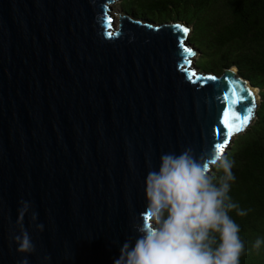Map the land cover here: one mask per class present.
I'll return each mask as SVG.
<instances>
[{"label":"water","instance_id":"water-1","mask_svg":"<svg viewBox=\"0 0 264 264\" xmlns=\"http://www.w3.org/2000/svg\"><path fill=\"white\" fill-rule=\"evenodd\" d=\"M115 1L0 0V264L25 258L11 244L22 199L44 225L24 219L28 264H113L160 155L216 151L254 117L235 67L190 68L186 25L126 12L114 27ZM248 91L234 110L254 101L251 117L229 138L218 117Z\"/></svg>","mask_w":264,"mask_h":264},{"label":"clouds","instance_id":"clouds-1","mask_svg":"<svg viewBox=\"0 0 264 264\" xmlns=\"http://www.w3.org/2000/svg\"><path fill=\"white\" fill-rule=\"evenodd\" d=\"M234 164L216 151L197 156L190 147L161 154L144 178L145 213L133 218V235L120 244L113 264H240L245 242L229 212L245 216L248 210L229 194ZM25 217L34 230L44 229L31 202L22 199L11 234L16 252L25 256L19 264H28L26 257L36 250ZM262 244L257 238L253 247Z\"/></svg>","mask_w":264,"mask_h":264},{"label":"trees","instance_id":"trees-1","mask_svg":"<svg viewBox=\"0 0 264 264\" xmlns=\"http://www.w3.org/2000/svg\"><path fill=\"white\" fill-rule=\"evenodd\" d=\"M120 5L135 19L186 25L198 69L220 74L235 67L258 90L254 117L224 155L235 161L232 201L248 210L245 216L229 212L245 242L240 264H264V244L253 247L257 238L264 239V0H121Z\"/></svg>","mask_w":264,"mask_h":264},{"label":"snow or ice","instance_id":"snow-or-ice-1","mask_svg":"<svg viewBox=\"0 0 264 264\" xmlns=\"http://www.w3.org/2000/svg\"><path fill=\"white\" fill-rule=\"evenodd\" d=\"M108 20L110 23L111 18L109 17ZM177 27H179V26H177ZM183 31L187 32L188 30H187V28H184ZM184 50L186 52L189 51V49H187V48H185ZM208 79L214 80L216 78L215 77H208ZM232 95H233V99L231 100V104H232L233 108L224 107L223 117L222 118L218 117V121L223 124V128L219 129V131L221 133H223L224 129H227L228 131H227L226 135L229 138L231 137L233 130H235V131H241L242 130V125L247 124V122L249 121V119L251 117V113L253 111V108L255 107V103L253 101V103L250 107H248L247 109L241 110L242 112H246V114H244V115L238 114L237 111L234 110V106L241 103L243 100L248 99L249 97H252V93H251V91H248L247 96H238L235 92H233ZM225 99H227V96H225ZM230 113H231V116L233 118H235V120L240 122L239 124L233 125L232 123H230V119H229ZM222 139H223V143H216L215 144V150H216V153L218 155H221L222 150L229 143V139H224L223 137H222Z\"/></svg>","mask_w":264,"mask_h":264},{"label":"rangeland","instance_id":"rangeland-1","mask_svg":"<svg viewBox=\"0 0 264 264\" xmlns=\"http://www.w3.org/2000/svg\"><path fill=\"white\" fill-rule=\"evenodd\" d=\"M121 0H116L112 5H111V10H110V14L112 15V18H113V23H114V27H117L118 25V19L121 15H123V12L121 10ZM189 39V33H188V36H187V41ZM197 60H198V54L194 52V55L192 57H189V61H190V68L192 67H195L196 69L198 68L196 66V63H197ZM195 69V70H196ZM200 72H202V70L198 69ZM196 70V71H198ZM233 139V138H232ZM231 143V142H230ZM229 143V144H230ZM229 144L225 147V150L223 152L222 155H224V153L226 152V150L228 149V146Z\"/></svg>","mask_w":264,"mask_h":264},{"label":"bare ground","instance_id":"bare-ground-1","mask_svg":"<svg viewBox=\"0 0 264 264\" xmlns=\"http://www.w3.org/2000/svg\"><path fill=\"white\" fill-rule=\"evenodd\" d=\"M197 70H198V68H197ZM199 71V70H198ZM200 72V71H199ZM255 88V87H254ZM256 93H257V95H258V90L256 89Z\"/></svg>","mask_w":264,"mask_h":264}]
</instances>
